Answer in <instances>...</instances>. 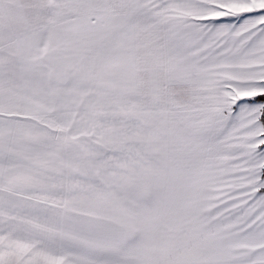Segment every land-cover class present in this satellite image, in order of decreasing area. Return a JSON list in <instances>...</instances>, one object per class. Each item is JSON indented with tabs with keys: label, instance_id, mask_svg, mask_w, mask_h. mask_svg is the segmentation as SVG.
I'll list each match as a JSON object with an SVG mask.
<instances>
[{
	"label": "snow or ice",
	"instance_id": "snow-or-ice-1",
	"mask_svg": "<svg viewBox=\"0 0 264 264\" xmlns=\"http://www.w3.org/2000/svg\"><path fill=\"white\" fill-rule=\"evenodd\" d=\"M0 264H264V0H0Z\"/></svg>",
	"mask_w": 264,
	"mask_h": 264
}]
</instances>
